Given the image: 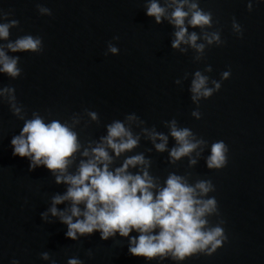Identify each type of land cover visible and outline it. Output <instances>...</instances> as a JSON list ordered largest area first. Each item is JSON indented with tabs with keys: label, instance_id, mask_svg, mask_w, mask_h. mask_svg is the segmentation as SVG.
<instances>
[{
	"label": "water",
	"instance_id": "1",
	"mask_svg": "<svg viewBox=\"0 0 264 264\" xmlns=\"http://www.w3.org/2000/svg\"><path fill=\"white\" fill-rule=\"evenodd\" d=\"M158 2L168 15L175 7L172 0ZM189 2L212 14L210 28L186 25L188 34H197L196 43L204 45L202 51L184 43L173 48L177 29L168 19L157 23L145 14L150 0H0V23L18 22L7 39H0V49L18 57L21 69L15 79L0 73V90L12 88L15 96L14 101L7 93L0 96V264L13 259L20 264H67L73 256L83 264H179L170 255L151 261L132 256L128 248L130 237L138 235L135 231L106 241L98 232L73 241L65 238L66 225L58 217L41 220L52 197L63 195L68 185L56 183L43 166L29 172L28 159L12 156L10 140L33 113L45 122L59 120L78 134L81 149L70 173L87 159L80 153L95 147L107 135L106 126L120 120L139 137L138 145L113 155L110 168L143 154L149 175L161 187L170 174L192 187L212 181L215 191L198 197L218 202V211L205 217V230L221 226L227 241L211 256L193 255L182 264H264V0ZM40 8L51 9L52 15ZM233 18L242 26V37L232 26ZM214 32L220 33L221 46L208 43L206 37ZM25 36L41 38L43 52L8 48ZM109 44L119 54L111 53ZM228 70L231 75L221 81L219 91L193 101L197 71L207 78L206 87L213 88ZM13 104L21 109L18 115ZM195 111L202 114L200 119L192 115ZM130 115L137 119L128 120ZM173 121L177 129L191 131V142H199L179 160L170 157L179 146L171 136ZM150 133L167 136L165 151L155 148L162 141L157 137L153 142ZM218 140L229 148L228 163L220 170L209 169L206 160ZM143 167L128 171L136 174ZM42 252L50 258L42 259Z\"/></svg>",
	"mask_w": 264,
	"mask_h": 264
},
{
	"label": "clouds",
	"instance_id": "2",
	"mask_svg": "<svg viewBox=\"0 0 264 264\" xmlns=\"http://www.w3.org/2000/svg\"><path fill=\"white\" fill-rule=\"evenodd\" d=\"M175 6L170 15L167 9L158 2L150 0L147 5L146 15L154 17L157 23L162 18L177 29L172 47L178 48L181 43L191 44L197 50H203V44H197L195 32L188 34V27L212 26V14L205 12L195 2L189 0H172ZM187 7V10H186ZM253 4H247L248 11H252ZM40 12L52 15L51 9L40 8ZM11 23H0V39H7ZM187 25V26H186ZM232 26L237 36H243L242 26L235 18ZM118 40L119 37H113ZM209 44L214 41L221 46L224 41L219 32H214L206 37ZM109 51L119 54V49L109 44ZM8 48L13 51L43 52L41 38L25 36L15 43H9ZM18 57L10 58L0 49V73H6L11 78L20 77L21 69L17 67ZM208 71H211L209 65ZM231 71H224L219 81H214V87H206L207 78L199 71L195 73L191 91L193 101L200 98L208 99L221 88V81L227 80ZM179 80L175 83L179 84ZM9 94L14 101V89L0 90V96ZM13 114H19L21 109L12 105ZM93 120L97 119L95 112L90 113ZM197 119L201 113H192ZM31 119L24 121L18 135L10 140L13 157L26 158L29 161V172L43 166L55 177L56 183L68 185L63 195L52 197V206L40 213L42 221L51 222L49 216L58 217L59 223L66 225L65 238L73 241L83 236L99 233L101 240H108L119 233L122 237H129L135 231L136 236L130 237L128 252L132 256L144 257L151 261L157 257L161 260L168 257L179 264L193 255L204 254L211 256L227 241L225 230L221 226L205 230L207 225L206 215L218 211V202L215 197L200 199L210 191H215L211 180L199 182L195 187L189 186L182 177L170 174L163 187L154 183L147 171L149 162L143 154L127 157L122 165L112 169L113 155L119 157L126 151H131L138 145L139 137H134L132 131L123 121L115 120L106 126L107 135L101 137L100 142L90 149H84L80 154L87 159H81L75 173L68 171L69 165L74 162L75 154L80 151L81 144L78 134L67 124L59 120L45 122L33 113ZM128 120L137 119L135 115L127 117ZM155 142L157 137L162 141L155 144L158 151H165L167 136L150 133ZM192 135L189 129H177L175 121L172 123L171 136L175 138L177 148H173L170 157L179 160L189 155L197 148L198 143L191 142L188 138ZM109 149L112 150L110 155ZM229 148L223 140L212 143L210 155L206 160L209 169L220 170L228 163ZM195 164V160L190 161ZM144 166L140 172L133 174L129 168ZM27 202V201H26ZM68 202V207L61 210L56 206ZM88 255L91 256V250ZM41 258L48 260L49 253L42 252ZM10 264H20L17 259ZM54 264V262H53ZM67 264H83L77 257H70Z\"/></svg>",
	"mask_w": 264,
	"mask_h": 264
}]
</instances>
